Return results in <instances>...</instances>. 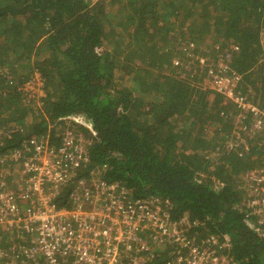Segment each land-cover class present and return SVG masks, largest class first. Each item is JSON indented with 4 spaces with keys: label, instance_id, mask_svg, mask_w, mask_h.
<instances>
[{
    "label": "trees",
    "instance_id": "obj_1",
    "mask_svg": "<svg viewBox=\"0 0 264 264\" xmlns=\"http://www.w3.org/2000/svg\"><path fill=\"white\" fill-rule=\"evenodd\" d=\"M93 1L0 0V155L29 136L58 144L66 117L83 116L94 131L72 122L90 143L81 176L108 164V179L135 198L169 199L175 217L199 222V236L231 235L232 264H264V240L240 208L264 144L254 135L239 156L225 141L241 129L234 117L264 110V0ZM220 65L239 76L234 98L206 84ZM36 74L43 91L29 103L21 86ZM8 241L4 233L0 245Z\"/></svg>",
    "mask_w": 264,
    "mask_h": 264
},
{
    "label": "built area",
    "instance_id": "obj_2",
    "mask_svg": "<svg viewBox=\"0 0 264 264\" xmlns=\"http://www.w3.org/2000/svg\"><path fill=\"white\" fill-rule=\"evenodd\" d=\"M220 67L212 71V86L234 98L239 76ZM37 84L30 80L21 86L25 101L41 96L43 84ZM235 101L247 106L244 96ZM250 109V130L240 114L234 122L241 129L227 137L226 148L239 156L250 149L248 138L254 135L264 144L258 133L264 137V110ZM66 119L58 144L50 142V133L29 136L21 150L0 155V240L4 233L10 238L8 248L0 245V264H232L231 235L199 236V222L189 215L175 217L169 199L135 198L121 182L108 179V164L81 176L90 165V143L72 122L94 130L83 116ZM245 179L249 189L240 208L264 240V166L248 171ZM64 187L71 191L61 206L57 198Z\"/></svg>",
    "mask_w": 264,
    "mask_h": 264
},
{
    "label": "rangeland",
    "instance_id": "obj_3",
    "mask_svg": "<svg viewBox=\"0 0 264 264\" xmlns=\"http://www.w3.org/2000/svg\"><path fill=\"white\" fill-rule=\"evenodd\" d=\"M93 2H96V0H94ZM181 20V19H180ZM114 36H116L115 38H114ZM109 37H110V39L112 40H114V41H116L117 40V42H122L123 41V39H121V35L120 36H118V35H114V34H112L111 32H110V34H109ZM264 34L262 33L261 34V36H260V40H261V42H264ZM116 39V40H115ZM203 43H210V42H207L208 41V38L206 37V38H204L203 40ZM98 49H99V51H103V49H104V47L101 45V44H99V46H98ZM202 51H204V49H202ZM263 51H264V49H263ZM214 59V58H213ZM203 60L205 61V62H207L208 61V57H206V58H203ZM121 61H122V64H126V60L124 59V56H122L121 57ZM122 75V74H121ZM36 76L38 77L37 78V80H38V87L40 86H42V84H43V80L39 77V74H36ZM212 84V81L211 82H208V83H206L207 85L208 84ZM203 85V84H202ZM42 91H43V88L41 87V90L39 89V91H38V93H41V95H42ZM261 109V108H260ZM9 115H7V117H8ZM245 116V115H244ZM247 118V117H246ZM254 121V118L252 119H250L248 122H253ZM248 122H247V126H248ZM0 127H3V128H5V129H7V127H8V125L7 124H2V123H0ZM65 128V127H64ZM64 128H58L57 130L59 131V132H62V131H64L65 129ZM250 130V124H249V126H248V129H247V132ZM249 134H251V132H249ZM232 135H233V133L231 132V133H229L228 135H227V137L228 138H231L232 137ZM216 148L217 147H215V149H213L212 151H215L216 150ZM10 175H12V176H17L18 174H17V172H12ZM48 263V262H47Z\"/></svg>",
    "mask_w": 264,
    "mask_h": 264
},
{
    "label": "clouds",
    "instance_id": "obj_4",
    "mask_svg": "<svg viewBox=\"0 0 264 264\" xmlns=\"http://www.w3.org/2000/svg\"><path fill=\"white\" fill-rule=\"evenodd\" d=\"M0 129H5V128H3V127H0ZM225 141L227 142V138L225 139ZM227 149V148H226Z\"/></svg>",
    "mask_w": 264,
    "mask_h": 264
},
{
    "label": "crops",
    "instance_id": "obj_5",
    "mask_svg": "<svg viewBox=\"0 0 264 264\" xmlns=\"http://www.w3.org/2000/svg\"><path fill=\"white\" fill-rule=\"evenodd\" d=\"M183 45V44H182ZM202 60H203V58H202ZM204 61V60H203ZM205 62V61H204ZM225 68V67H224Z\"/></svg>",
    "mask_w": 264,
    "mask_h": 264
}]
</instances>
